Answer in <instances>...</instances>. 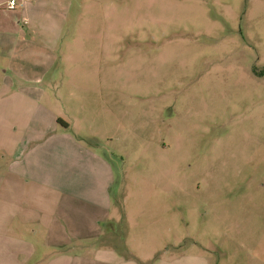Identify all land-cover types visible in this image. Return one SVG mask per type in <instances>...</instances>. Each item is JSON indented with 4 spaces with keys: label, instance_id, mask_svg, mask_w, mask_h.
I'll return each instance as SVG.
<instances>
[{
    "label": "rangeland",
    "instance_id": "1",
    "mask_svg": "<svg viewBox=\"0 0 264 264\" xmlns=\"http://www.w3.org/2000/svg\"><path fill=\"white\" fill-rule=\"evenodd\" d=\"M63 25L42 173L103 157L117 244L147 264H264V0H74Z\"/></svg>",
    "mask_w": 264,
    "mask_h": 264
},
{
    "label": "crops",
    "instance_id": "2",
    "mask_svg": "<svg viewBox=\"0 0 264 264\" xmlns=\"http://www.w3.org/2000/svg\"><path fill=\"white\" fill-rule=\"evenodd\" d=\"M11 1L0 0V264H147L117 244L120 222L111 216L110 197L114 175L103 157L93 156L98 167L88 166L87 180L76 161L68 176L73 183L64 173L54 174L58 182L42 173L41 124L44 111L50 113L42 106L43 84L54 64L55 43L44 35L50 30L57 36L74 0H14L15 9L9 8ZM52 16L58 19L53 28L48 27ZM36 193L43 194L39 201ZM69 198L73 203L67 206ZM80 199L93 207L87 231L80 229L81 218L72 216L81 209ZM56 238L69 244L46 252Z\"/></svg>",
    "mask_w": 264,
    "mask_h": 264
},
{
    "label": "built area",
    "instance_id": "3",
    "mask_svg": "<svg viewBox=\"0 0 264 264\" xmlns=\"http://www.w3.org/2000/svg\"><path fill=\"white\" fill-rule=\"evenodd\" d=\"M15 7H16V2H15L14 0H12V1L10 2V4H9V8H10V9H15Z\"/></svg>",
    "mask_w": 264,
    "mask_h": 264
}]
</instances>
